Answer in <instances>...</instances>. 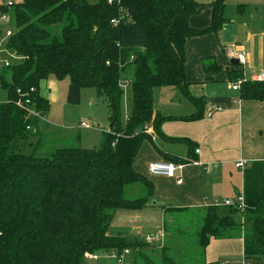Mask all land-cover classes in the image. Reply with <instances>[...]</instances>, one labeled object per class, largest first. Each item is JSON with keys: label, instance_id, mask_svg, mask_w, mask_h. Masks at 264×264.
Returning <instances> with one entry per match:
<instances>
[{"label": "trees", "instance_id": "16d2710c", "mask_svg": "<svg viewBox=\"0 0 264 264\" xmlns=\"http://www.w3.org/2000/svg\"><path fill=\"white\" fill-rule=\"evenodd\" d=\"M226 1L211 3L212 24L203 30L189 22L200 6L197 0H24L4 8L15 15L10 45L22 60L2 74L6 101L0 104V264H100L86 255L125 249L139 251L146 264H224L208 263L206 247L212 238L236 236L244 239L246 261L264 258L261 161L244 170V209L236 204L166 208L164 214L179 213L182 221L174 231L165 222L167 243L159 261L144 256L154 249L146 240L110 233L118 209L140 210L148 202L126 199L127 185L142 182L153 193L152 182L134 169V162L142 144L154 141L146 129L153 127L162 137V124L173 118L156 113V89L178 87L197 107L196 113L181 118L204 117L205 104L190 96L185 79L186 44L222 26ZM203 69L211 77L222 65L208 57ZM229 74L231 81L241 77L239 70ZM51 76L69 78L70 104H78L86 88L96 89L107 102L110 128L98 148L63 146L50 156L19 151L30 137L26 126H35L37 119L16 106L18 90L35 87L37 110L47 113L51 104L41 96L40 85ZM124 83L133 94L127 115ZM239 91L243 98L264 100V82L244 81ZM194 217L201 218L198 227L190 223ZM133 264L141 263L134 259Z\"/></svg>", "mask_w": 264, "mask_h": 264}, {"label": "crops", "instance_id": "0c3cea01", "mask_svg": "<svg viewBox=\"0 0 264 264\" xmlns=\"http://www.w3.org/2000/svg\"><path fill=\"white\" fill-rule=\"evenodd\" d=\"M197 1L200 6L189 22L192 27L203 30L212 24L211 3L216 0ZM229 6L235 7L236 11L229 14ZM224 16L226 20L217 31L192 37L186 44L185 79L190 96L204 102V117L200 120L182 119L196 113L195 102L176 86L168 90L164 87L156 89L161 90L169 102L164 112L155 109L156 113L173 118L162 124L164 136L155 133L152 143L142 144L134 162V169L152 182L153 193L142 182L127 185L124 191L128 200H137L142 194L148 199L143 208H152L156 213L164 214L170 206L201 209L221 205L225 200L235 202L244 192L245 168L255 161L264 162V100L243 98L240 91L232 89L229 74L239 70L241 77L250 80L254 73L264 70V0H227ZM231 48L248 54L244 67L232 63L233 59L227 54ZM208 57H215L222 65V70L211 77L203 69V60ZM40 94L51 104L49 95L41 91V85ZM183 97L189 101H183ZM209 108L214 110L209 112ZM47 126L45 120L38 119L32 131L42 134ZM158 141H162L158 145L159 151L154 146ZM160 150L180 161L173 162L181 166L176 176L150 173L151 163L168 161ZM186 159L193 161L181 162ZM240 161L245 163L244 169L236 166ZM179 178L181 183H178ZM153 201L160 204L152 207ZM141 230L142 227H138V231ZM244 247L241 236L212 238L205 257L208 263L240 264L244 260ZM258 259L248 262L260 264Z\"/></svg>", "mask_w": 264, "mask_h": 264}, {"label": "rangeland", "instance_id": "374dc122", "mask_svg": "<svg viewBox=\"0 0 264 264\" xmlns=\"http://www.w3.org/2000/svg\"><path fill=\"white\" fill-rule=\"evenodd\" d=\"M9 1L11 4H19L24 0H0V3L4 2L5 4H8ZM88 1L91 3L99 2V0ZM234 11H236L235 7L231 8L229 6V14ZM7 24H9L11 29L15 31L16 21L12 9L9 11V20ZM8 57L13 62L17 58L15 55L12 56V53L8 54ZM69 83V78L58 80L54 76H51L49 79L41 82V91L46 96L49 95L51 99V111L48 113L47 117L43 119L46 121L48 126L42 130V132L45 131L42 134H36L32 130H29L30 132L28 134L30 137L25 143V146L23 143H21L23 147L19 149V151L25 153H36L42 156H50L56 148L63 146H82L84 148H98L100 146L103 133L107 132L110 128L108 104L103 97L98 95L96 89L94 88L83 89L80 102L78 104H70L67 101ZM163 89L168 90L170 88L164 87ZM160 91L161 90H157L155 93V109L159 110L160 112H164V110H166V108L169 106V102L168 99L164 97L163 92ZM178 94L179 92H177V95ZM170 97L174 96L170 95ZM182 99H184L183 101H189L186 97H183ZM184 103L189 104L190 102ZM132 104V90L130 87L126 86L124 97L125 115L130 112ZM82 122H87L91 124L92 127L83 128L80 126ZM149 142L152 143L150 140L145 141L146 144ZM155 143L156 144L154 146H158L162 143V141ZM162 154L165 156L167 153L162 150ZM140 196L141 197H139V199H142L143 195L141 194ZM153 206L155 205H152V207ZM151 209L152 208H143L140 210L118 209L115 212L110 225V233L125 234L145 241L147 236L152 235L155 237L161 232V234L164 235L163 242L149 243V245L154 246V249H148L145 253L143 252L144 256H146L148 260L159 261L160 255L162 253L161 249L167 243V234L164 230L165 222L170 221L173 227L172 230L174 231L175 226H177L180 221H182V219L179 213L162 214L159 212L156 213L155 210ZM174 217L179 219L177 223H175ZM190 223L193 227H198L201 223V218L194 217ZM140 226L142 227L141 232L138 231V227ZM101 252V250H98V252L95 253ZM139 253V251H131V254L126 256L125 261L128 264H133L134 259H139L141 264H146L145 259L143 256L139 255ZM254 260L255 259H251L250 261L253 262ZM258 260L260 264H264V258H259ZM239 263L242 264L243 261ZM250 264L253 263L250 262Z\"/></svg>", "mask_w": 264, "mask_h": 264}, {"label": "built area", "instance_id": "2783aa9c", "mask_svg": "<svg viewBox=\"0 0 264 264\" xmlns=\"http://www.w3.org/2000/svg\"><path fill=\"white\" fill-rule=\"evenodd\" d=\"M109 2H112V0H109ZM13 4L8 2V4H5L4 2L0 3V104L4 103L6 101L5 99V89L2 84V74L3 72L21 62L22 58L17 54V52L11 47L10 41L13 37L14 30L11 29V26L8 23L9 20V12L6 11L5 7H11ZM12 53V56H16V60L14 62L8 57V54ZM227 54L229 58L236 59L238 61V66L244 67L248 61V54L245 51L237 50V49H229L227 51ZM251 81L254 82H264V70L254 73ZM244 81H247L244 77H240L239 79L235 81H231V87L235 91H239L241 89V85ZM127 83H124V88L127 86ZM35 92L36 88L31 87L27 92H23L22 90H18V99L16 100V106L20 109L24 110L27 115L32 119H45L46 113H42L37 110V103L35 101ZM214 108H209V112L213 111ZM127 115V114H126ZM81 127L83 128H91V124L87 122H82ZM32 125H27V130H32ZM147 133L151 135L153 138L155 136L154 129L152 127H149L146 129ZM196 152H199V149L196 150ZM236 166L238 168L244 169L245 163L243 161H240L236 163ZM181 168L180 165H177L173 162L168 161H160V162H154L149 165V171L153 175H160V176H168V177H174L176 176V172ZM182 179H178V183H181ZM238 205L241 209H244L245 207V195L244 192H242L237 200L235 202H232L230 200H225L221 205ZM217 205V204H216ZM158 233L155 237L150 235L147 236L146 242L152 243V242H163L164 235ZM130 254L129 249H125L123 252L118 253L117 251L112 253H103V254H93L88 253L86 255L87 260L94 262V263H100V264H128L125 261V258L127 255ZM242 264H249L248 261L245 259L243 260Z\"/></svg>", "mask_w": 264, "mask_h": 264}, {"label": "water", "instance_id": "95a60500", "mask_svg": "<svg viewBox=\"0 0 264 264\" xmlns=\"http://www.w3.org/2000/svg\"><path fill=\"white\" fill-rule=\"evenodd\" d=\"M232 63L234 64V65H238V61L236 60V59H233L232 60ZM160 203H158V202H156V201H153V203H152V205H159Z\"/></svg>", "mask_w": 264, "mask_h": 264}]
</instances>
